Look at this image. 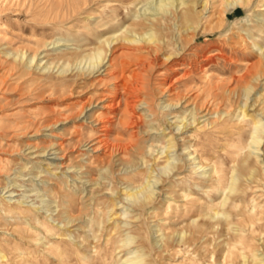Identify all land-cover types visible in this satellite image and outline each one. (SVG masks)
I'll return each mask as SVG.
<instances>
[{"label": "rangeland", "instance_id": "1", "mask_svg": "<svg viewBox=\"0 0 264 264\" xmlns=\"http://www.w3.org/2000/svg\"><path fill=\"white\" fill-rule=\"evenodd\" d=\"M203 1L176 0L171 8L173 14L158 18L162 26L168 27L167 34L172 35L174 41L180 37L188 40L195 34V42L185 40V44L174 46L177 50L184 48V59L173 65L163 64L160 55L159 60L150 62L144 46L136 51L132 46L121 48L119 41H115L109 47L117 44L113 54L109 56L108 52L105 60L110 58L113 69L109 67L104 71L107 62L101 71L81 79L74 74L83 67L84 61L72 63L66 73L59 74L68 62L66 56L89 53L105 39L122 37L134 23L139 25L140 31L149 30L146 25L151 17L145 11L149 6L147 0H0V203L30 209L57 231L56 235H44L41 229L29 225V218L6 213L0 205V264H118L123 252L114 249L121 244V237H125V220L135 221L130 227L140 221L147 247L160 252L161 242H154L155 234L149 233V229H154L156 224H170L175 207V204L163 205L166 195L164 187H159L161 183L156 185L154 203L127 214L137 215L136 220L120 215L124 210L122 205L104 209L99 224L93 226L85 213L92 197L102 195L118 201V195L127 186L118 177L131 169H122L118 160L121 155H112L110 145L126 143L131 131L115 126L117 118L109 113L108 106L103 107L108 104L105 99L113 90V83L119 79L140 76L145 92L150 93L147 100H155L156 111H149L147 103L142 107L150 112V119L157 121L156 129L143 132L139 140L146 146V153L148 145L153 143L151 157L158 158L157 169L165 160L159 146L172 133L179 144L171 153L177 162L186 159L181 147L185 141H190L206 161L210 157L217 163L222 160L227 145L221 131L225 127L221 123L224 110H231L235 115L240 108L244 109L247 125L242 130L246 134L242 145L248 142L253 130L251 122L259 118L264 122L260 113L264 110V0H246L244 4L228 8L224 14L218 13L221 0H207L206 6ZM191 7L198 17L197 24L193 25L195 32H180L175 16L179 17L183 9ZM127 35L134 36V33ZM248 44L254 46V50ZM116 73L122 77L113 78ZM67 75V85L62 87L59 78ZM247 83L252 86L248 99L243 91ZM90 98L94 104L80 114L81 103ZM170 98L179 104L161 108V103ZM194 107L195 123L177 131L175 121ZM89 113L95 115L98 122L87 119ZM105 132V141L97 142ZM247 149L248 146L243 151ZM145 156L151 158L148 153ZM108 160L112 162L115 179L100 164ZM137 162L140 168L147 170L152 164ZM88 171L98 183L116 187L119 194L105 188L92 196L91 190L97 184L87 181ZM181 172L186 175L188 165L185 164ZM174 179L165 184H173ZM257 190L259 194H250L245 201L246 207L253 206L256 212L252 221L261 225L253 234L245 232L249 246L261 244L258 238L264 236V192L262 188ZM199 196L201 194L192 195L195 200ZM45 202L50 204V210ZM94 211L97 220L99 212L96 208ZM152 212L158 216L149 217ZM66 215L76 219L67 224ZM134 246H129L127 251ZM201 251L182 252L172 260L164 258L166 253L163 252L158 264H216L212 259L201 258ZM260 258L256 256V260Z\"/></svg>", "mask_w": 264, "mask_h": 264}, {"label": "bare ground", "instance_id": "2", "mask_svg": "<svg viewBox=\"0 0 264 264\" xmlns=\"http://www.w3.org/2000/svg\"><path fill=\"white\" fill-rule=\"evenodd\" d=\"M175 1L176 0H147L149 6L145 11H147L146 14L151 17L149 21L147 20L148 23L146 25L149 30L146 32L140 31L138 28L139 25L134 23L130 28L124 31L122 37L105 39L104 43L89 53L82 54L80 52L70 54L66 56L65 60L68 62L64 64L59 74L66 73L68 71V66L72 63H81L83 61L85 68L83 65L79 72L74 74V77L85 79L89 75H94L101 71L107 62L109 64L108 67L104 68V71H108L109 67H112V63H110V58H108L106 62L105 60L107 59L108 52L109 56L113 54V49L117 44L113 45L111 48L109 47L115 41H119L118 44L121 48L132 46L131 48L136 51L143 49L144 46L149 55L150 62L159 60L160 55L163 56V64L173 65L178 62L179 59H184V53L182 52L184 48L182 47L180 51L174 48V46L177 43L185 44L186 39L183 40L182 37H180V39L174 41L173 36L167 34L168 27L162 26L161 22L158 20V18L161 19L166 15L173 14L171 8L174 7ZM245 1L246 0H221L218 13L224 14L228 8L244 4ZM206 4L207 0H204L203 5L206 6ZM145 11L143 12L144 14ZM176 17L178 18V29L180 32H182V30L194 31L195 27L193 25L197 24L198 17L197 14L193 12L192 7L189 10L183 9L179 17L175 16V18ZM218 20L219 23H221V18ZM128 33H134V36H128ZM188 40L195 42V34H191ZM104 45H107V47ZM247 46L254 50V46L249 44ZM168 48H171V50L166 52ZM161 51L163 53L160 54ZM144 66L145 65H143V67ZM121 71L123 72V69H121ZM118 73L115 74V77L113 75V78L119 79L120 76L122 77V75ZM68 76L69 75L59 78L61 79L60 84L62 87L67 85ZM119 82H121V85ZM112 89L113 90L109 91V95L105 99L108 104L103 107L107 108L108 106L110 109L109 113L113 114L114 118H117L115 126H120L124 131H131V134L126 143L113 144L112 142V145H110L111 154L121 155L118 160L122 165V169L131 170L126 171L118 177V180L127 183L125 190L123 189L120 195H118L119 190L116 187L109 188L105 185L106 183L103 184L104 182L98 183L93 175L89 171L87 172L90 177L87 181L93 183V185L97 184V187H93L91 190L92 196L100 191L103 192L102 190L105 188L110 189V193L115 192V194L118 195V201L108 196H91L90 205L85 209V213L89 215V224L91 226H93L94 223L99 224V219L103 210L107 208L112 209L115 205H122L121 207L124 208L122 213H120V215L122 214L121 216L136 220L137 215L128 216L127 214L132 210H143L146 206L154 203L157 194L156 185L159 183L162 184L159 186L160 189L164 187L163 190L166 195L163 201L165 203L162 202L163 205L175 204L173 209L174 219L170 224H164L162 226L156 224L154 225V229H149V233L155 234V236L153 235L154 242H161L159 245L160 252L154 247H147V240L139 224L140 221L135 223L134 227H130L129 224L135 221L125 220L123 222V231L125 230L126 234L124 238L121 237V244L116 245L114 249H120L119 252H123L118 264H158L159 259L162 257L161 253L163 252L166 253V257L164 258L172 260L176 255H181L182 252H191L192 254L198 252V249L202 250L200 252L201 258L212 259V262L216 264H257L260 261L262 262L261 264H264V236L258 238L259 241L262 240L261 244L249 246L245 234L246 231L253 234L254 229L261 226L256 225L252 221V218L256 215L254 207L247 208L245 204L248 195L259 194L258 188H262L264 192V157L260 154L261 150L263 151L262 154L264 153V144L261 145L264 137V122H262L261 118L251 122L250 126L253 125V130L250 133L249 140L247 139L248 142L242 145V141L246 135H244L242 130H244L243 128L247 125L244 109L240 108L235 115H232L231 110L223 111L225 117H223L221 123H223L225 127L221 131L223 139L227 141V145L224 157L218 163L214 160V157L212 159L210 157V160L206 161V159L199 155L197 149L193 148L194 146L191 145L190 141H185L181 146L183 147L182 155L186 158H184L185 161L182 159L183 162H177L176 158L171 153L176 151L179 144L176 141L175 134L172 133L166 137L165 141L159 146L162 150L161 153L165 154V160L163 165L158 166L157 169L155 166L157 165L156 162L158 158H156V155L151 157L153 143L149 144L147 147V153L150 155L149 157H151L147 158L145 156V154H147L146 146L139 140V135H144L143 132L149 133L150 130L156 129L157 121L154 118L150 119V112L142 107L143 103H147L150 105L149 111H156L153 106V101L155 100L153 98H151L150 101L147 100L146 96L150 93L145 92L146 87L142 82V78L138 75H133L130 80L119 79L118 82L113 83ZM251 90L252 86L248 85V83L243 86V91L247 99ZM226 91L228 92V90ZM143 95L145 96L142 98ZM92 104H94V101L91 98L81 103L80 114ZM161 104V108H172L177 106L179 102H174L170 98L164 100ZM195 107L191 108L188 114L185 113L181 115L178 120L175 121L174 128H176L177 131H182L184 128L195 123L197 120ZM260 113L263 118L264 110ZM86 118L92 119V123L98 122V118L92 113H89ZM94 128L96 129V127ZM104 129L107 131V127ZM106 136L105 132L102 139L97 140V142L107 138ZM163 138L165 137L163 136ZM246 146H248L249 149L244 152L243 149L246 148ZM216 158H218L217 155ZM138 160L141 161L142 164H152L148 170L143 169L140 168L139 162H137ZM100 164L102 168L106 167V171L112 175V179H115L113 177L114 170L112 162L108 160ZM185 164L188 165V172L186 175H183L181 171ZM148 174H150V176L145 177V175ZM173 177H175L173 184L166 185L165 183ZM194 187H197L199 190L197 192L194 191ZM193 194H201V196L195 200L192 197ZM179 198L180 201H178ZM216 199H218L217 202H215ZM0 205L1 209L6 213L23 215V219L29 218V225L35 229H41L44 235H54L57 232L46 223L44 219L35 215L30 209H23L21 206H6L5 203H0ZM45 206L48 207L47 210H50L51 206L49 203L45 202ZM94 208L99 212L97 214V220L95 219ZM148 215L151 218L158 216L155 212ZM75 219L76 218L71 215L65 216L67 224L72 223ZM177 225H181V227L176 228ZM116 228L115 226V229ZM103 230L104 227L101 228V232ZM119 232L117 233L119 234ZM132 244L135 245L133 249L131 248L127 251V248ZM257 251H260V253L256 254L255 252ZM124 254L126 255L124 256ZM256 256H261L260 261L256 260ZM153 257H155V259H153Z\"/></svg>", "mask_w": 264, "mask_h": 264}]
</instances>
